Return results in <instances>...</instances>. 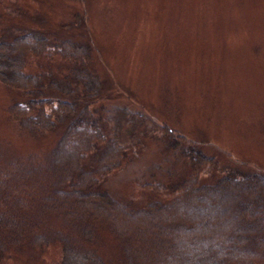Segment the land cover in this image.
<instances>
[{
    "label": "rangeland",
    "instance_id": "374dc122",
    "mask_svg": "<svg viewBox=\"0 0 264 264\" xmlns=\"http://www.w3.org/2000/svg\"><path fill=\"white\" fill-rule=\"evenodd\" d=\"M33 31L45 33L51 44L70 38L92 46L104 104L98 115L104 114L110 135L125 154L102 177V189L114 198L140 208L147 198L154 199L144 186L190 181L188 163L178 154L181 148L194 147L217 164V170L205 166L204 184L213 185L231 171L264 177V0H0V41ZM51 70L63 74L66 64L49 53L27 57L25 73L49 75ZM21 93L0 82V202L8 206L14 203L7 197L13 191L44 192L51 181L46 174L53 173L50 153L60 135V129L22 130L10 110L15 102H24ZM94 160L95 155L88 158L86 169L94 167ZM234 199L221 193L213 203L195 204L194 209L203 218L218 216ZM40 218L50 226L60 223L49 213ZM223 218L217 217L214 226L229 227L234 210ZM158 226L172 236L181 224ZM195 227L208 229L207 221L197 220ZM157 233L150 226V247L144 236H133L129 264L152 262L150 251L159 249ZM99 236L98 254L107 264H123L117 241L104 231ZM226 239L228 253L233 252L232 234ZM168 244L161 246L160 259L213 262L210 239L186 240L189 256ZM198 246L207 249L200 255ZM60 260L57 241L44 248L18 243L0 256V264Z\"/></svg>",
    "mask_w": 264,
    "mask_h": 264
},
{
    "label": "trees",
    "instance_id": "16d2710c",
    "mask_svg": "<svg viewBox=\"0 0 264 264\" xmlns=\"http://www.w3.org/2000/svg\"><path fill=\"white\" fill-rule=\"evenodd\" d=\"M54 42L51 44L45 33L37 31L12 41H0V82L7 88L22 91L24 102H15L10 109L22 130L38 134L60 129L50 153L53 173L46 171V178L51 181L45 185L44 192L13 191L7 195L13 204L0 202L5 205L0 215V256L18 243L44 248L57 241L61 247L59 264H107L96 250L100 232L104 231L120 245L123 264H129L126 257L133 252L130 246L133 236H144L150 247L151 226L158 230L160 243L156 252L150 251V264H176L172 257L160 259L162 247L169 243L170 250L189 256L192 253L186 240L200 237L210 239L208 251L212 264H264L263 176L231 171L213 185L204 184L200 176L205 166L217 170V164L193 147L189 151L181 148L178 153L188 163L191 180L161 188L144 186L154 199L147 198L140 208L102 189V177L114 171L125 154L116 136L110 135L104 114L98 115L104 104L101 79L92 64L93 49L86 42L70 38ZM47 53L58 56L66 64L65 73L24 72L27 57L38 58ZM97 105L101 106L99 111L93 109ZM92 155H95L94 167L86 169ZM58 183L60 187H56ZM221 193L234 195L235 199L218 216L203 218L194 209L195 204L213 203ZM231 210L234 219L229 227L214 226L217 217L224 219ZM48 213L60 223L50 226L41 221L40 215ZM197 220H206L208 229L196 228ZM174 222L181 224L175 235L160 231L158 224ZM230 234L234 247L228 253L226 236ZM219 246L221 250L216 253ZM206 249L198 246L195 252L201 255Z\"/></svg>",
    "mask_w": 264,
    "mask_h": 264
}]
</instances>
